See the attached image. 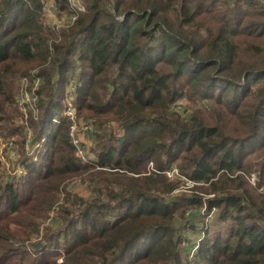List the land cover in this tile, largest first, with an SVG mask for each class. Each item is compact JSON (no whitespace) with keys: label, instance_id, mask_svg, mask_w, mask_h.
Returning a JSON list of instances; mask_svg holds the SVG:
<instances>
[{"label":"trees","instance_id":"obj_1","mask_svg":"<svg viewBox=\"0 0 264 264\" xmlns=\"http://www.w3.org/2000/svg\"><path fill=\"white\" fill-rule=\"evenodd\" d=\"M81 1L55 28L46 1L0 0V139L23 168L0 169V264H185L202 211L233 222L202 230L190 264H264V0ZM33 69L37 111L23 114ZM67 93L94 127L87 162ZM28 137H45L35 161ZM78 176L89 190L60 197Z\"/></svg>","mask_w":264,"mask_h":264},{"label":"built area","instance_id":"obj_2","mask_svg":"<svg viewBox=\"0 0 264 264\" xmlns=\"http://www.w3.org/2000/svg\"><path fill=\"white\" fill-rule=\"evenodd\" d=\"M68 3L70 7V11L68 13L56 12L53 2L44 3L43 14L46 21L55 28H59L67 24L68 22H72L77 17L78 13L82 12L85 9V6L81 0H68ZM39 83L40 78L36 75L35 69L31 70L30 77L27 75L21 77L20 91L18 96V108L23 112V114H26L28 110H30L33 114L36 113V102L38 98L37 90ZM70 89H72V87H70ZM62 115L69 120V135L72 142L76 145L77 155L82 162H87V160H89L91 156L86 152L85 148L78 143L77 131L81 130L83 132H90L94 130V127L89 121L78 118L73 96L71 93L66 94L65 108ZM44 138L45 137H41L40 141H38L34 145V150H37L39 148V145L42 144ZM14 154L16 156L17 152L16 149L12 146V142L0 139V164L6 165L7 159H10L12 162H14ZM5 158L6 162L4 161ZM165 172L168 174V176L177 174V171L175 169L169 171L167 170ZM247 178L253 184L256 181V176L254 173L248 175ZM57 261L61 262V259H58Z\"/></svg>","mask_w":264,"mask_h":264},{"label":"rangeland","instance_id":"obj_3","mask_svg":"<svg viewBox=\"0 0 264 264\" xmlns=\"http://www.w3.org/2000/svg\"><path fill=\"white\" fill-rule=\"evenodd\" d=\"M55 6V5H54ZM55 10H56V6H55ZM185 102L184 99L180 100L178 103H177V107L181 108L182 104ZM189 106L191 107L192 104L189 103ZM78 118L82 119L81 117L78 116ZM84 120V119H82ZM91 132V131H90ZM88 132H84L82 134H79L77 135V139H78V143L80 145H82L84 148L85 146L83 144L80 143V139H79V136L83 135L85 137V142L90 144V141L88 140V138L85 136L87 135ZM29 138V137H28ZM81 138V137H80ZM30 139V138H29ZM12 142V141H11ZM37 139H35L34 141H32L31 139L30 140H26V151H25V154H23V157L24 158H28V159H31L32 157V161H35L37 159V153H38V149L37 150H34V145L37 143ZM44 142H45V138H44ZM33 151V152H31ZM14 157L15 159L14 160V164L13 162L10 160V159H7V164L6 165H1L0 164V169L1 170H4L7 174L9 175H16V174H19V173H22L23 172V168L20 166V165H15L17 162V159H21V156L18 157V154H14ZM30 157V158H29ZM6 162V158L4 160ZM16 162V163H15ZM13 166V167H12ZM175 169V168H174ZM0 170V172H1ZM18 170V171H16ZM16 171V172H15ZM177 171V169H176ZM2 174H5L3 172H1ZM173 173V172H172ZM175 175H172L170 177H173ZM75 179V180H73ZM72 181L69 183V182H66V184H64L63 186V191L60 195V197L64 196L65 192H71L73 190L71 184H76L78 185V180L81 179L80 176L78 177H75L73 178ZM85 182H82L78 188L82 189L86 184L85 186V189L86 190H89L88 186H89V181L87 179L84 180ZM261 189H264V187H261ZM59 201L60 198H59ZM214 210V209H213ZM54 209L51 210L48 214H49V217L45 220V224H49L51 222V219L53 218H56L54 216ZM202 216L200 217L199 215L197 216L196 218V222L194 223V226H190V227H187V229L185 228L183 234H186V236L189 238V240L187 241V245L189 246V251H188V255L187 254H184L183 253V256H182V262H185V264H190V263H193V258L192 256H194V251L196 250V246H197V242L195 241V239L197 240L198 237H200V235L202 234L201 231L203 230L204 233H205V230L206 228L208 227V231L209 233H213V232H220V233H225V231L228 229L229 226L232 225V220L228 219L226 221H220L218 220L216 214H215V211H213L209 218H205L204 216V211H202L200 213ZM206 234V233H205ZM184 238H186L184 236ZM41 239V234H39L38 236H36L33 241L34 242H39V240ZM183 243L185 244V240L182 242V245ZM58 259H61V262H58L57 261V264H62V256L59 257ZM57 259V260H58ZM193 260V261H192Z\"/></svg>","mask_w":264,"mask_h":264},{"label":"crops","instance_id":"obj_4","mask_svg":"<svg viewBox=\"0 0 264 264\" xmlns=\"http://www.w3.org/2000/svg\"><path fill=\"white\" fill-rule=\"evenodd\" d=\"M44 1H46V3H51V0H44ZM80 137H81V138H80ZM79 139H80L81 141H85V137H84L83 135L79 136ZM77 186H78V185H74V186H73V189H75L76 191H82L80 188H79V190H77V189H78Z\"/></svg>","mask_w":264,"mask_h":264},{"label":"water","instance_id":"obj_5","mask_svg":"<svg viewBox=\"0 0 264 264\" xmlns=\"http://www.w3.org/2000/svg\"><path fill=\"white\" fill-rule=\"evenodd\" d=\"M35 247L36 248L41 247V243L40 242L36 243Z\"/></svg>","mask_w":264,"mask_h":264},{"label":"bare ground","instance_id":"obj_6","mask_svg":"<svg viewBox=\"0 0 264 264\" xmlns=\"http://www.w3.org/2000/svg\"><path fill=\"white\" fill-rule=\"evenodd\" d=\"M53 121H57L56 119H54Z\"/></svg>","mask_w":264,"mask_h":264}]
</instances>
